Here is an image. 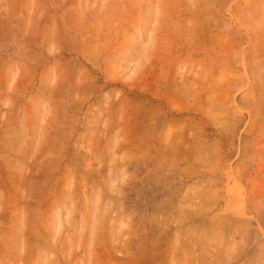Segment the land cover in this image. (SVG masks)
Masks as SVG:
<instances>
[{
    "label": "rangeland",
    "instance_id": "obj_1",
    "mask_svg": "<svg viewBox=\"0 0 264 264\" xmlns=\"http://www.w3.org/2000/svg\"><path fill=\"white\" fill-rule=\"evenodd\" d=\"M0 264H264V0H0Z\"/></svg>",
    "mask_w": 264,
    "mask_h": 264
},
{
    "label": "bare ground",
    "instance_id": "obj_2",
    "mask_svg": "<svg viewBox=\"0 0 264 264\" xmlns=\"http://www.w3.org/2000/svg\"><path fill=\"white\" fill-rule=\"evenodd\" d=\"M200 1V0H199ZM204 1V0H203ZM202 26V25H201ZM202 28V27H201Z\"/></svg>",
    "mask_w": 264,
    "mask_h": 264
}]
</instances>
